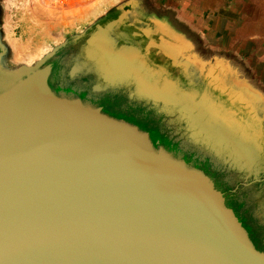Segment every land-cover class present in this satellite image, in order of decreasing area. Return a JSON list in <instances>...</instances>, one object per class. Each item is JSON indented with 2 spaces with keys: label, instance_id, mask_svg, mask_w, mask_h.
<instances>
[{
  "label": "water",
  "instance_id": "obj_1",
  "mask_svg": "<svg viewBox=\"0 0 264 264\" xmlns=\"http://www.w3.org/2000/svg\"><path fill=\"white\" fill-rule=\"evenodd\" d=\"M50 72L43 59L0 94V264H264L200 166Z\"/></svg>",
  "mask_w": 264,
  "mask_h": 264
},
{
  "label": "rangeland",
  "instance_id": "obj_2",
  "mask_svg": "<svg viewBox=\"0 0 264 264\" xmlns=\"http://www.w3.org/2000/svg\"><path fill=\"white\" fill-rule=\"evenodd\" d=\"M129 1L135 3L117 0L127 7ZM97 2L0 0V64L15 52L24 55L38 47L53 52L44 57L49 61L83 38L78 37L81 31L93 28L96 12L108 7ZM138 5L133 10L139 14L152 15L155 6L160 18L179 15L180 31H191V55H181L180 83H173L174 98L182 101L189 125L165 104L133 106L144 108L150 120L161 116V129L180 142L175 146L177 141L166 139L170 151L190 157L196 165L203 166L206 159L264 218V0H142ZM135 25L143 33L175 30L171 22ZM155 131L159 133L157 127Z\"/></svg>",
  "mask_w": 264,
  "mask_h": 264
},
{
  "label": "crops",
  "instance_id": "obj_3",
  "mask_svg": "<svg viewBox=\"0 0 264 264\" xmlns=\"http://www.w3.org/2000/svg\"><path fill=\"white\" fill-rule=\"evenodd\" d=\"M136 1L134 0L135 3L129 1L130 4L127 7L117 0H98V6L108 7L104 10L105 12H96L97 17L91 22L93 28L88 31L85 29L78 34V37L83 35V39L68 59L67 77L70 79L85 77L92 94L120 91L131 104L133 102L158 104L167 100L172 101L162 99V96L173 94V83L176 81V86L180 83L179 71L182 69L180 59L183 54L191 55V31H180L179 15L168 18L157 16L154 13L155 6H152V15L139 14L140 12L133 8L141 6L138 3L142 0ZM158 22H171L175 24L173 26L175 30L167 33L159 30L143 33L135 25L138 23L152 25ZM95 60L100 62L97 64ZM188 62L191 60L188 59ZM175 71L178 72L177 76L173 75ZM100 110L107 115L116 116L103 111L101 107ZM119 116L130 121L122 115ZM213 172L224 174L222 171L214 170ZM220 183L218 188L220 191L227 189L229 185L232 192L237 191V186H231V181L226 174L222 175ZM225 204L233 211L231 203ZM252 214L264 225V218L257 213L255 207ZM257 249L264 250V247Z\"/></svg>",
  "mask_w": 264,
  "mask_h": 264
},
{
  "label": "flooded vegetation",
  "instance_id": "obj_4",
  "mask_svg": "<svg viewBox=\"0 0 264 264\" xmlns=\"http://www.w3.org/2000/svg\"><path fill=\"white\" fill-rule=\"evenodd\" d=\"M82 39L83 38L78 39L74 44H68L67 46L59 50L56 54H54L53 58L47 61L51 65V72L48 77V84L50 85V87L55 91H61L63 93H69L80 98H85L86 100H89L92 103L100 106L101 109L107 113L124 116L140 127L146 129L151 141H159V143L161 142L163 146L169 149V144L167 143L166 139L169 138L174 141L177 140H175L174 137H170L171 134L168 133L169 131H164L163 129H161L159 125L162 122L161 116L156 117L157 120H154V122L153 119L150 120L149 117L144 116L146 114L144 112V108L136 109V106H133V104L127 102L126 97L120 91H107L103 93L92 94L85 77L81 76L77 79H70L67 77L66 71L68 68V59L75 52L80 40ZM136 111H138L139 113L137 112L136 114ZM156 127L159 130V133L157 134L155 133ZM176 145H180V142L177 141L175 143V146ZM181 148H184L188 153H191L190 147L183 145L181 146ZM173 149L175 148L173 147ZM182 157L191 161L190 157H187L185 155ZM207 166H209V164L207 160L204 159V163L201 168L211 177L214 185L219 188L220 185H218L217 183L216 176L218 180L221 179V176L219 175L218 177V172L212 171L214 169L211 165L209 166L210 171L208 170ZM221 191L223 193L224 202L227 204L231 203L234 213L240 220L243 227L247 230V233L254 246L257 248L264 247V225L261 224L258 219L253 216L252 212L254 206L252 204V201L247 200V196L240 194L238 191L232 192L230 185L227 189H222Z\"/></svg>",
  "mask_w": 264,
  "mask_h": 264
},
{
  "label": "bare ground",
  "instance_id": "obj_5",
  "mask_svg": "<svg viewBox=\"0 0 264 264\" xmlns=\"http://www.w3.org/2000/svg\"><path fill=\"white\" fill-rule=\"evenodd\" d=\"M47 51V52H46ZM52 51L46 50L44 47H38L35 52L28 53L24 55L17 54V52L11 54L7 62L3 61L0 64V94L7 88H10L12 83L18 78L19 73L29 72L35 66L40 64L44 59L45 55L50 54ZM23 57V61L19 67H16L15 63L18 62ZM13 63V65H11ZM14 66V67H13Z\"/></svg>",
  "mask_w": 264,
  "mask_h": 264
}]
</instances>
